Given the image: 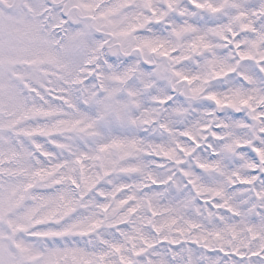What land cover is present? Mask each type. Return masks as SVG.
I'll use <instances>...</instances> for the list:
<instances>
[{
  "label": "snow or ice",
  "instance_id": "1",
  "mask_svg": "<svg viewBox=\"0 0 264 264\" xmlns=\"http://www.w3.org/2000/svg\"><path fill=\"white\" fill-rule=\"evenodd\" d=\"M0 264H264V0H0Z\"/></svg>",
  "mask_w": 264,
  "mask_h": 264
}]
</instances>
